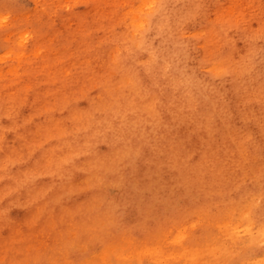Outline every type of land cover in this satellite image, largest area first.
Masks as SVG:
<instances>
[{
  "label": "rangeland",
  "instance_id": "374dc122",
  "mask_svg": "<svg viewBox=\"0 0 264 264\" xmlns=\"http://www.w3.org/2000/svg\"><path fill=\"white\" fill-rule=\"evenodd\" d=\"M185 136L201 195L109 198L146 150L187 166ZM263 193L264 0H0V264H180L159 252L174 242L193 264H262L210 231Z\"/></svg>",
  "mask_w": 264,
  "mask_h": 264
},
{
  "label": "clouds",
  "instance_id": "9594fccd",
  "mask_svg": "<svg viewBox=\"0 0 264 264\" xmlns=\"http://www.w3.org/2000/svg\"><path fill=\"white\" fill-rule=\"evenodd\" d=\"M145 86L151 88V82L145 80ZM163 103L166 105L167 101ZM161 111L166 118H169L163 107ZM200 157L201 146L196 138L188 136L184 137V145L179 157L181 164L185 159L188 160L187 166L171 170L165 162L166 157L161 158L160 161H153L151 165H146L145 160L153 159L151 153L146 150L144 160L137 164L136 172L126 171L124 184L109 189V198H115L116 204L120 207L127 205L131 212L153 209L155 213L165 211L169 203L185 197L189 190L191 196L195 198L201 195L200 182L192 179L191 170L200 162ZM161 164L163 166H159ZM182 175L189 178V183L186 184L181 179ZM2 203L3 195H0V204Z\"/></svg>",
  "mask_w": 264,
  "mask_h": 264
},
{
  "label": "bare ground",
  "instance_id": "6f19581e",
  "mask_svg": "<svg viewBox=\"0 0 264 264\" xmlns=\"http://www.w3.org/2000/svg\"><path fill=\"white\" fill-rule=\"evenodd\" d=\"M260 201L261 203H258V205L261 206V212H253V207L250 205V202L245 199L242 201L239 198L234 199L233 203H237L234 205L233 209L235 217L228 220V224L223 227V231L221 230L222 227L218 225V227L213 229V231H210V233L215 232L216 234L217 232H220V237L216 240L220 239V241L222 240L224 243L227 242V244L229 242L240 244L246 241L247 244L253 245L254 253L263 257L264 261V247L261 246V237L264 235V193L262 194V199ZM215 222L216 221H213V223ZM177 233L178 234L176 235L175 240L177 239L190 245L188 240H185L184 234L179 233V231ZM122 248L123 245L118 248V252L121 251V259L123 257ZM162 250L163 251L159 250V252L162 253L161 255L166 259L168 257V253L172 250V252L180 258V264H193V261L190 260V257L193 254H191V249L188 246H186V250H183L182 246L174 242L173 246H163ZM152 252H149L148 254ZM118 257H120V255H118ZM215 259L216 258H209V261L211 260V263L213 264ZM155 261L157 260L155 259ZM196 261L197 260H195V263ZM222 264H229V262L227 259H223ZM247 264H255L254 259H250Z\"/></svg>",
  "mask_w": 264,
  "mask_h": 264
}]
</instances>
